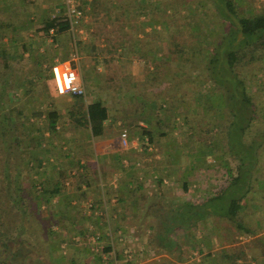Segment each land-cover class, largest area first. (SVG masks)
Masks as SVG:
<instances>
[{
  "label": "crops",
  "instance_id": "1",
  "mask_svg": "<svg viewBox=\"0 0 264 264\" xmlns=\"http://www.w3.org/2000/svg\"><path fill=\"white\" fill-rule=\"evenodd\" d=\"M80 2L85 18L74 37L79 48L78 58L75 59L72 58L71 52V33L54 42L47 35L37 32L44 17L59 13L61 7H64V0H0V48L7 49L13 57L10 63L12 66L8 71L3 69L0 59V78L2 74L13 76L17 80L31 76L37 78L40 63L43 64V69L50 65H61L65 70L75 66L74 69L78 71L86 91L85 97L75 100L82 101L86 107L100 101L111 112V119L105 123L107 129L103 137L93 140L88 133L84 139L78 141L76 137L81 138L84 135L74 129L77 133L73 132V137L68 135L62 143L65 153L54 157L52 151L56 149L55 142L45 133L46 137H49L45 144L46 149L37 158L42 162L40 175L46 182L58 183L57 177L61 169L77 181L73 186L67 183L62 195L53 199V202L61 205L63 209L79 208L81 211L78 220L73 217L75 215L67 214L66 210L62 215L64 218L71 216L68 221L73 227L66 232L65 237L73 244V256H77L70 264H75V260L82 261V251L88 258L85 261L90 264H113L114 254H125L123 250L119 251L114 247L115 242H121L124 248L126 245L133 247L131 251L133 250L134 257L130 264H141L142 259H146L145 264H166L172 255L158 246H148L147 238L151 237L148 233L152 230V223H148L150 227L147 226L146 231L136 228L140 222H149L148 218L153 215L148 213L147 216L146 210L138 215L137 212H125L123 209L135 201L134 182L148 186V195L147 192H139L149 196L154 195L156 191L153 181L163 178L165 194L168 195L169 190L174 188L180 196L183 195L182 186L185 180L188 181L190 193L184 196L189 198L194 195V188H197L195 179L189 178L191 175H201L202 170L192 167L196 157L187 148L189 141L183 142L184 139L177 134L175 125H170V131L166 128L173 111H192L194 101L200 99L199 91L192 86L195 72L185 65L181 57L169 55L172 37H176L171 33L174 26L169 23L168 11H152L150 5L156 9L157 2ZM26 49L28 51L24 52ZM58 53L68 55L69 60L62 61L60 56H57ZM47 73L44 70V74ZM177 80L182 81L183 88L174 92L171 85ZM49 85L57 103L63 105L68 99L74 98L68 94H58L53 81ZM169 89L175 94L169 95ZM57 99L64 101L61 103ZM34 108H25V111L30 114L29 110ZM182 117L176 115L171 117V120L181 128L180 125H184ZM141 128H147L156 134L154 145L147 149L143 148L140 140ZM58 130L60 131V126ZM123 132H127L129 142L133 145L130 149H125L122 145ZM55 160L63 165L59 167L57 163H53ZM186 163L189 166L184 170L180 166ZM154 198L150 197L149 201ZM156 201L155 198L153 203L147 204L148 211ZM81 208L85 209L86 213ZM80 222H95L101 229L97 231V234L101 235L100 241L96 243L92 239V232L96 233L94 228L78 230L79 225L74 226ZM117 222L122 226L117 227ZM105 223L115 225V230L109 229L107 233L103 227ZM254 223L250 224L256 232L258 228L263 231L252 237L258 238L259 244H263L256 245L257 262L253 264H264V251H258L264 246V218ZM125 224H128V227ZM127 238H130V241ZM200 240H204V237L201 236ZM139 242L141 246H138ZM137 246L140 247L138 251ZM108 247H111V250L105 253L104 249ZM207 251L210 252V249ZM204 256L206 254L203 252L191 251L190 260L184 259V263L180 264H204Z\"/></svg>",
  "mask_w": 264,
  "mask_h": 264
},
{
  "label": "trees",
  "instance_id": "2",
  "mask_svg": "<svg viewBox=\"0 0 264 264\" xmlns=\"http://www.w3.org/2000/svg\"><path fill=\"white\" fill-rule=\"evenodd\" d=\"M210 1L216 24L211 27V32L200 35L203 41L197 44L202 52L197 48L194 60L199 55L203 56L204 50L208 51L205 63L201 62L203 67L199 70H206L211 91L209 89L205 98L201 97L199 101L207 113H214L209 132L215 134L211 138L195 137L189 141L187 148L196 157L192 167L206 173L202 176L205 183L210 180L216 185L211 187V191L206 184L201 188L205 198L193 196L194 199H182L165 205L161 201L165 196L163 178L153 181L156 191L149 196L139 192H147L148 195V186L134 182L135 201L123 209L125 212H137L138 215L146 210L147 216L150 213L160 218L157 227H150L154 231L151 238L152 243L161 250L175 255L176 260H169L166 264L184 261L187 251L181 238L192 249L199 246L200 252H204V248L212 249L210 240L214 235L217 241L222 242V237L218 238L222 221L232 224L239 234L255 235L256 229L243 214L252 207H264V129L261 125L264 103L249 85L250 75H257L256 65L264 63V12L244 11V7L235 0ZM70 30L64 5L55 16L44 17L37 32L57 42L60 37L72 33ZM210 36L211 43L207 40ZM74 40L72 35L73 46ZM21 56L23 58V52ZM59 56L62 61L69 60L68 55ZM11 57L7 49L0 48L4 70L11 68ZM38 66L37 78L31 76L17 80L5 74L0 78V264H16L12 260L21 251L23 243H37L34 219L42 221V213H52L53 199L62 195L67 183L72 186L77 184L74 177L67 176L62 169L56 184L51 185L40 175L43 166L37 158L46 149L49 137L45 133L50 135L53 142L59 134L58 126L68 123L85 136L90 133L95 140L105 135V123L111 119V112L104 103L97 101L86 107L75 100L80 97L74 96L70 99L75 103L66 118L62 117L60 111L55 109V100L52 101L54 95L49 85L54 82L55 65L46 69H43L42 63ZM44 70L48 72L47 75ZM29 107L35 108L27 114ZM62 119L65 120L63 123ZM184 120L188 127L189 119L186 117ZM188 129L192 130L190 127ZM140 130L143 148L153 146L156 134L147 128ZM16 154L20 157L17 161L13 160ZM210 159L214 163H210ZM23 163L27 164L26 168L22 166ZM29 165L38 170L39 183L27 179L33 170L27 169ZM182 187L185 196L189 195L188 181L184 180ZM150 197H155L157 201L148 211ZM202 231H205L204 240H199L197 234ZM247 249L251 248L225 250L221 261L217 263L213 259V264L244 263L247 261ZM110 250L111 247H108L104 252ZM118 258H124V255L118 254ZM253 260L257 262L256 257Z\"/></svg>",
  "mask_w": 264,
  "mask_h": 264
},
{
  "label": "rangeland",
  "instance_id": "3",
  "mask_svg": "<svg viewBox=\"0 0 264 264\" xmlns=\"http://www.w3.org/2000/svg\"><path fill=\"white\" fill-rule=\"evenodd\" d=\"M153 3L157 2L158 6H156L157 8L155 9L153 7V5H150V7L152 6V11H168V20L169 23L172 24L174 26L173 31L171 32L173 34V36L176 37H172V41L171 44L169 45V55L171 56H178L181 57L183 59V62L185 63V65H188V67H190L189 69L192 70V72H195L194 75V79L192 82V86L193 89H196L197 91H199L200 93V98L204 97V95L209 93V89L211 91L210 88V83H208V75L206 70L203 68L202 70H199L200 67H203L201 65V62L203 61V63H205L204 60H206V55L207 52L206 50H204L203 56H197L198 59L194 60V55H196L195 50L198 48L199 51L201 50L202 52V48L199 47L197 43H201V41H203V39L201 38V34L205 35V33H209L211 32V27L213 25L216 24V17L214 14V10L211 7V1L210 0H152ZM240 6L242 5L244 7V11H248V10H253L254 12H256L257 14L263 13L264 12V0H235ZM155 5V4H154ZM206 28V29H204ZM200 29V31H199ZM214 34V33H213ZM215 36L212 37V39H214ZM184 42H183V41ZM208 42L211 43V36L209 37V39H207ZM174 41V42H173ZM72 42V40H71ZM71 52L72 54L75 53L76 51V46L71 45ZM74 47V48H73ZM204 47V46H203ZM207 47V45H206ZM204 49V48H203ZM77 50H79V48H77ZM70 52V53H71ZM79 52V51H78ZM201 54V55H202ZM205 55V56H204ZM194 60V61H193ZM192 62V63H191ZM194 64V65H193ZM256 73L257 75L253 76V74L250 75L249 77V85H250V89H252V91L257 92V94L261 97V100L264 103V63L261 64V62L259 63V65H256L255 67ZM171 69L169 67V73H171ZM181 80H177L175 81V83L173 82V84L171 85V87H174V92L181 91L183 88V85L181 84ZM180 83V84H177ZM189 87V85H187ZM191 87V86H190ZM189 87V88H190ZM170 90V89H169ZM195 91V90H194ZM172 92L171 90L169 91V95H174L175 93ZM55 100V101H54ZM58 100V99H57ZM78 100V99H77ZM195 100V99H194ZM55 102L54 106L56 110H59L60 113L62 114V117L66 118L68 111L71 109V107L73 106V104L75 103L74 100L68 99L67 102H64V104H59L56 101V98H53V100ZM58 101H60L61 103H63V99H59ZM79 101V100H78ZM82 102V101H81ZM85 105V104H84ZM195 109H192V111L189 110H185L182 113L180 111H173L168 119V127L166 128L167 130L170 131L171 129V124L176 126V131L177 134L184 139V143L188 141H191L193 138L197 137H205V138H211V136H214L215 132L211 135V132H209V130L211 131V116H213L212 114L214 113H207L205 107L203 106V103H201L199 100H195L194 101V107ZM170 112V111H169ZM176 115H182V118H188L189 119V125L188 127L192 128V130L188 129L187 125L185 124V120H184V125H180L181 128H179L178 124H175L172 122L171 117H175ZM65 120L62 119V123ZM183 121V120H182ZM66 124V125H65ZM63 123L60 124V131L59 134L55 137L54 139V146L56 149H54L52 151V155H54V157H58L59 155H63L64 152V148L65 146H63V142L64 139L68 137V135H71L73 137V132L77 133L75 131H73L75 128H73L70 124L68 123ZM263 129H264V120H263ZM77 130V129H76ZM173 130V129H172ZM78 131V130H77ZM209 132V135L207 136ZM79 133V132H78ZM171 133V132H169ZM173 135L175 133H172ZM178 136V137H179ZM86 136L84 135V137L78 138V136L76 137L77 140H82L84 139ZM53 140V139H52ZM131 146L133 147V145L131 144ZM158 148V146H157ZM160 151V149H159ZM191 151V150H190ZM192 152V151H191ZM192 154L190 153V156ZM13 160H19L20 157L16 154L13 155ZM26 156V155H25ZM65 157V156H64ZM55 159V158H54ZM210 163H214L211 162V159L209 160ZM188 162V161H187ZM53 163H57L56 165H59V167H61L63 164L57 162L56 160ZM52 163V164H53ZM233 164V162H231ZM26 165V166H25ZM33 165V164H31ZM29 165V170H31V168L33 170H31V174L27 176V179L30 181H36V183L38 182V170L35 169L33 166ZM23 167H27L26 163L22 164ZM188 163H186V165L184 166H180L182 169L186 170L188 169ZM28 170V171H29ZM206 173L204 171L201 172V175L204 176ZM201 175H197V176H193L191 175L189 180L191 179H195V185L197 186V188L195 189V194L190 196V198H186L183 193V195H177V191H174V188H172L171 190H169L168 195L165 194V196H163L161 198V201L163 202V204L167 205V204H174L177 203L179 201H181L182 199H194L192 198L193 196L196 197H200V198H205V192H203V190H201V188L203 189L206 186H209V189L211 191V187L214 188L215 187V182L211 183L210 180L204 181V179H200ZM48 178V177H47ZM179 178V177H178ZM203 178V177H202ZM81 179V178H79ZM180 179V178H179ZM76 184V182H74ZM50 184H55L50 182ZM72 187V186H71ZM58 200V199H57ZM155 200L151 199L149 202L153 203ZM148 202V204H150ZM54 205V207L52 208V215L51 214H47L42 213V221L41 220H36L34 219L33 222V227L36 231L35 233V237H37V243H32L31 245L27 244V243H23V245L21 246V251L18 252V254L16 255V258H14V263L16 264H70L71 260H74L77 256H73V244L70 243V240L68 241L67 239H65L66 237V232H69L70 229H72V224L68 221L70 219L71 216H69V218H64L62 215L64 213V211H67V214H71V215H75L73 217H75L77 220L79 219L78 217L80 216V209L78 208H68V209H63L61 208V205H57L56 203H52ZM67 208V207H66ZM82 209V208H81ZM59 210V213L57 214L56 211ZM71 210V211H70ZM84 211V213H86L85 209H82ZM72 212V213H71ZM69 214V215H70ZM61 215V216H60ZM244 218H247L246 220L249 221L248 223H254V222H258L259 220H263L264 218V207H258V208H250L249 210H246L244 212ZM59 216V218H58ZM53 217V218H52ZM149 222H143L138 225H136V228H139L140 230H144L145 228L147 229L150 227L148 223H152V227H157L158 226V222L160 221V218L157 216H153V217H149L148 218ZM255 224V223H254ZM77 228L79 229H83V228H94V231L101 230L99 229L100 227L96 226V223H77L74 226H78ZM128 227V224H125ZM86 226V227H85ZM122 225H120L117 222V227H120ZM105 227V229L107 230V233L109 232V229H111L112 231L115 230V225L111 224H107L105 223V225L103 226ZM122 228V227H121ZM258 228V227H257ZM76 229V228H75ZM88 229V230H89ZM103 228V230H105ZM145 229V231H146ZM220 237H222V242L217 241L216 236L214 235V233H211L212 239L210 240L212 249H210V252H208L206 250V248H204L203 252L204 254H206V256H204V258L202 259V262L204 260V264H213V259L218 262L221 261V256L223 254V252L225 250H232V249H243L245 247H250L251 249H247L246 253H247V261L246 262H240L241 264H253L254 262H256V260H253V257H256L255 253L257 250L256 249V245H260L263 244H259L258 242V238L252 237L254 235H242L239 234L236 229L234 228V226L230 223L227 222H220ZM87 230V229H86ZM151 230V229H150ZM49 231H52V233H50ZM93 231V230H92ZM98 231V232H99ZM144 231V232H145ZM258 232H256V234L260 233L261 231H263L261 228L257 229ZM95 232H92V234H94ZM101 233H104L101 231ZM144 234V233H143ZM154 231L151 230L148 233V236H153ZM205 234V231L199 232L197 235L199 237L203 236ZM31 235V234H30ZM145 237V236H144ZM149 237L147 238L148 241L150 242L148 244V246H153V247H157V245L154 242L153 239ZM109 239V243H110V238ZM176 239V237H175ZM177 239H179V237H177ZM257 239V240H256ZM181 240H183V246L185 248V250L187 251V255L185 257L186 260H190V253L191 251H200L199 246H196V248L194 247L193 249L191 247H189V245L184 242L185 240L183 238H181ZM82 242V241H81ZM129 242V241H128ZM148 243V242H147ZM121 242H115L114 247L121 251L123 250L124 253L128 250L129 248L130 250L133 249V247L130 245H126L124 248V244H121ZM85 243L83 242V246L85 247ZM138 246H141V242H139ZM137 246V250H139ZM132 247V248H131ZM201 247V246H200ZM18 248V246L16 247ZM264 246L262 245V248L259 249L258 251L263 252ZM20 249V248H19ZM82 249V247L80 248ZM126 250V251H125ZM190 252V253H189ZM119 253V252H117ZM120 254V253H119ZM189 254V256H188ZM81 255L84 256V258L82 259L81 262H79V260H75V264H90V262H86L85 260L88 259L86 258V253L85 252H81ZM174 255V254H173ZM212 255V256H211ZM4 257V256H3ZM91 257V256H89ZM170 261L172 260H176L175 255L172 257H169ZM91 260V258L89 259ZM88 260V261H89ZM146 259H142V263L141 264H145ZM217 262V263H218ZM96 264V263H95ZM97 264H99L97 262ZM126 264V263H124Z\"/></svg>",
  "mask_w": 264,
  "mask_h": 264
},
{
  "label": "built area",
  "instance_id": "4",
  "mask_svg": "<svg viewBox=\"0 0 264 264\" xmlns=\"http://www.w3.org/2000/svg\"><path fill=\"white\" fill-rule=\"evenodd\" d=\"M65 9L70 20L71 34L75 37V33L78 31L81 26L85 15L84 11L81 9L80 0H64ZM53 33V31H52ZM76 40V38H74ZM74 40L76 46L75 53L72 54V57L77 59L78 50H77V41ZM54 83L58 94L60 95H71L74 97H85L86 91L82 85L81 77L78 71L74 68H68L67 70L63 69L61 65H55L53 67ZM122 145L125 149H130L131 144L129 142V136L127 132L121 134ZM94 242H98L101 239V235L94 233L92 238ZM130 241V238H127ZM197 256V255H196ZM134 253L133 250H127L124 254L123 259H119L117 254L113 255V264H124L130 263L133 261Z\"/></svg>",
  "mask_w": 264,
  "mask_h": 264
}]
</instances>
